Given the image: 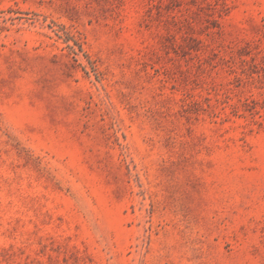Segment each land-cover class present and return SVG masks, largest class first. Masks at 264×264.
Returning a JSON list of instances; mask_svg holds the SVG:
<instances>
[{"label":"rangeland","instance_id":"obj_1","mask_svg":"<svg viewBox=\"0 0 264 264\" xmlns=\"http://www.w3.org/2000/svg\"><path fill=\"white\" fill-rule=\"evenodd\" d=\"M0 264H264V0H0Z\"/></svg>","mask_w":264,"mask_h":264}]
</instances>
